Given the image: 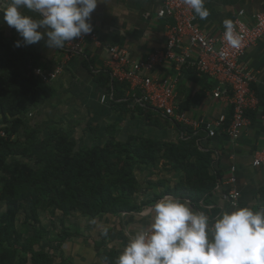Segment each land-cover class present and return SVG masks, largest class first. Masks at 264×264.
I'll use <instances>...</instances> for the list:
<instances>
[{
    "label": "trees",
    "instance_id": "trees-1",
    "mask_svg": "<svg viewBox=\"0 0 264 264\" xmlns=\"http://www.w3.org/2000/svg\"><path fill=\"white\" fill-rule=\"evenodd\" d=\"M17 40L0 32V130L6 135L0 138V203L4 204L0 213V264H54L62 243L74 234L64 230V220L77 213L91 219L116 217L138 213L163 196H173L189 200L209 218L218 215L217 209L206 211L198 206L203 198V205L210 204L214 188L222 181L211 166L212 152L205 151L201 144L203 131L176 124L184 138L175 142L137 136L119 141L114 128L107 126L104 142L90 147H78L68 133L61 131L51 130L46 138H40L39 132L29 126L28 116L53 92L31 73V68L39 67L36 53L26 46L16 47ZM97 84L112 93L110 104L120 117L138 118L153 128L170 124L148 108L133 107L126 97L127 84L111 81L108 74L99 75ZM227 118L226 124L230 112ZM88 126L87 132L94 133L95 128ZM20 132L21 142L16 139ZM160 161L157 171L169 172L171 166L182 177L173 188L159 181L163 193L152 195L138 206L134 173H152ZM259 208H264V187L259 191ZM24 210L29 222L18 231L15 221ZM39 211L49 212L54 218L56 213L61 214L63 230L55 235L50 230L52 237L48 238ZM111 256L105 258L107 264H112Z\"/></svg>",
    "mask_w": 264,
    "mask_h": 264
},
{
    "label": "crops",
    "instance_id": "crops-1",
    "mask_svg": "<svg viewBox=\"0 0 264 264\" xmlns=\"http://www.w3.org/2000/svg\"><path fill=\"white\" fill-rule=\"evenodd\" d=\"M205 6L210 10L209 17L201 20L199 17L194 18L193 13V23L210 35H218L224 30L223 20L226 18L233 22L240 19L250 25L255 14L264 13V0H206ZM160 8L161 0H106L99 3L91 15V23L93 32L98 35L100 45L96 46L90 41L85 42L81 55L73 57L64 64L63 74L51 85L55 90L52 97L38 105L31 113L29 119L31 129L44 133L57 125V128L68 127L67 120L70 119L71 114L78 116L80 125L76 124L75 129L78 131H76L78 137L83 140L87 138L90 142V144L87 142L86 146L90 147L97 144L95 141L104 140V129L107 124L118 120L110 104L112 99L110 92L97 84V77L107 74L106 62L109 61L107 46L115 45L126 49L128 58L134 61L144 59L149 53L163 49L166 29L173 24V20L168 17L159 18L157 12ZM25 11L28 15L39 18L36 13ZM240 12L243 15L239 16ZM0 32L14 35L18 40L22 39L15 28L8 26L3 20L2 12H0ZM26 47L36 53L38 66L45 71L51 70L63 60L60 49H49L44 40ZM241 63L243 69L254 77L250 88L258 99L257 108L246 115L247 123L236 141H232L227 135L229 125L226 124L227 121L222 130H217L215 137L208 138L205 134L201 137V144L207 148L204 150L213 154L211 166L215 173L220 175L222 181L214 188L209 198L210 204L203 205V198L198 206L206 211L217 209L218 215L224 210H231L225 199L224 191L227 189L222 184L229 176L232 166L236 168V188L240 194L238 206L258 209L259 191L264 187V160L259 167L252 166L255 154L264 151V40L258 41L255 46L249 48ZM153 75L160 80L177 77L175 90L181 106H186L184 110L181 109L189 120L210 122L221 115H225L226 120L228 119L229 106L211 96L215 86L212 79L198 75L193 69L183 70L178 74L170 67L156 69ZM134 119L131 120L133 125L128 127L127 131L131 133L126 134V139L129 136H137L153 140V136L158 133L170 138L169 141L184 138V135L171 123L163 128H153L142 124L138 118ZM88 125L95 128L94 133L87 132ZM165 172V177L170 180V188L176 187L182 177L181 172L174 171L171 166L169 172ZM163 191L164 188L160 187L152 190L151 193L159 195ZM143 196L145 199L141 197L142 199L136 202L138 206L141 202L149 201L151 196L148 189H145ZM182 200L187 201L193 210L200 211L189 200ZM153 205L142 207L138 213H122L116 217L105 215L91 219L79 213L70 216L66 224L70 228L69 231L74 234L62 243L60 255L58 252H53L56 256L59 255L54 258V264H107L105 258L108 255H112L110 262L116 264L129 239L141 228L148 227ZM47 214L50 213L42 212V215H45L42 224L50 229V216L47 219ZM57 214L58 219H61V214ZM213 219L209 218L210 222ZM56 224L52 225L56 227ZM105 228L108 230L107 235L102 234Z\"/></svg>",
    "mask_w": 264,
    "mask_h": 264
},
{
    "label": "clouds",
    "instance_id": "clouds-1",
    "mask_svg": "<svg viewBox=\"0 0 264 264\" xmlns=\"http://www.w3.org/2000/svg\"><path fill=\"white\" fill-rule=\"evenodd\" d=\"M102 2L106 0H0V12L22 38L16 47L44 40L56 50L93 32L91 15ZM183 3L194 18L210 15L206 0ZM223 27L228 45L239 49L243 37L233 20L224 19ZM107 232L105 228L103 234ZM116 264H264V208L233 204L210 222L205 211L193 210L179 197L164 196L152 206L148 227L129 239Z\"/></svg>",
    "mask_w": 264,
    "mask_h": 264
},
{
    "label": "built area",
    "instance_id": "built-area-1",
    "mask_svg": "<svg viewBox=\"0 0 264 264\" xmlns=\"http://www.w3.org/2000/svg\"><path fill=\"white\" fill-rule=\"evenodd\" d=\"M241 15L242 12L239 13V16ZM157 16L173 20V24L167 27L165 32L164 48L149 53L144 59L134 61L128 58L126 49L108 45L109 61L106 62V71L110 80L128 85L126 97L133 107L148 108L173 125L185 126L194 132L203 131L208 138H213L217 130L223 129L226 116L221 115L210 122L189 120L181 109L175 90L177 77L160 80L153 75L156 69L162 67H170L178 74L183 70L193 69L198 75L206 76L215 82L211 96L229 106L230 122L227 135L232 141H236L247 123L246 115L255 111L258 105V99L250 88L254 77L243 69L241 61L249 48L264 40V13L255 14L250 25L240 19L234 21L237 31L243 37L239 49L228 45L223 35L225 29L218 35H210L196 27L193 23V11L183 0H161ZM87 41L96 46L100 45L95 32L74 42H67L60 48L63 54L61 63L47 71L39 67L31 68L32 75L44 85L55 81L63 74L64 64L81 55ZM4 137L5 132L0 130V138ZM263 160L264 151L258 152L252 166L259 167ZM236 183V168L232 166L229 176L222 184L227 189L225 199L230 208L237 204L240 196Z\"/></svg>",
    "mask_w": 264,
    "mask_h": 264
},
{
    "label": "rangeland",
    "instance_id": "rangeland-1",
    "mask_svg": "<svg viewBox=\"0 0 264 264\" xmlns=\"http://www.w3.org/2000/svg\"><path fill=\"white\" fill-rule=\"evenodd\" d=\"M54 82V81H53ZM53 82H51L50 84H48L47 86L49 87V89L54 93V89L52 88V83ZM49 99V98H48ZM116 114V113H115ZM69 116H71L70 117V119H68L67 120V122H68V127H64V128H62V127H59V128H57L58 127V125L56 126V125H54V126H56V127H54V126H51V127H54V129H51V130H54V131H61V132H66V133H68L69 134V136L72 138V139H74V141L75 142H77V146L78 147H81V146H86V145H88V144H90V142H88V139L87 138H85L84 140L83 139H81V137H78V134H77V130L75 129V126H77L76 124H79V122L80 121H78L79 119H77L78 118V116L77 115H69ZM28 118L29 119H31L29 116H28ZM76 118V119H75ZM56 119H58V118H56ZM117 119L118 120H114V121H110L108 124H107V126H112L113 128H114V130H115V137H116V140H119V141H125V139H126V134L129 132V133H131V131H127L128 130V127L130 128L133 124H132V122H131V119L129 118V116H125V117H120L118 114H117ZM135 120V119H134ZM80 125V124H79ZM79 125H78V127H79ZM82 125V124H81ZM74 126V128H72ZM66 128H69V129H66ZM65 129V130H64ZM84 129V128H83ZM51 130H46L44 133H41V131L39 132V137L40 138H46L47 136H48V134H49V132L51 131ZM141 130V129H140ZM77 131V132H76ZM128 133V134H129ZM162 134V133H161ZM160 133H158V135H152V134H148V135H151V136H153L154 137V139L153 140H168V141H158V142H169V140H171L170 138H168V137H166V136H164V135H161ZM142 135H144V134H142ZM23 138V133H19L17 136H16V139H18L20 142L23 140L22 139ZM87 142H88V144H87ZM101 142H104V140H101V141H95V143H97V144H101ZM175 142V141H174ZM162 164V161H160V163H159V165L155 168V170L154 171H156V170H160L159 168H160V165ZM166 172L165 171H159V172H152V173H150V172H145V173H140V172H135L134 173V176H135V178H136V180H137V182H138V188H139V193L136 195V202L139 200L140 201V199H142L141 197H143V199H145L144 198V196L143 195H145V189H148L149 190V195L150 196H152L154 193H151V191L152 190H155L156 188H160V187H163V185H161L160 183H158L159 181H164L163 183H165V185L167 186V185H169V183H170V180L169 179H167L166 177H165V174ZM170 186V185H169ZM145 201V200H144ZM4 210V204H2V203H0V213L2 212ZM57 214V213H56ZM58 215V214H57ZM57 215H56V217L54 218V217H51L50 216V214H47V219H49V217L48 216H50V222H51V228L49 229V228H47V227H45L47 230H48V233L50 234V236L52 237V233H53V235H55L56 233H59V232H61L62 230H63V227L60 225V223H59V220L60 219H58V217H57ZM44 217H45V215H42V212H40L39 211V220H40V224H41V226H44L43 224H42V221L44 222ZM27 218V210H24V211H22L20 214H19V216L16 218V221H15V224H16V229L18 230V231H20L22 228H23V226H25L29 221L26 219ZM57 219H58V221H57ZM54 220H55V222H54ZM67 220H69V218H66L65 220H64V230H68L69 231V227L67 226V224H66V222H67ZM56 224V227H54L52 224ZM35 227L37 228V225H35ZM50 230L52 231V233L50 232ZM33 231H32V229H30L29 230V234H31ZM70 233H71V231H69ZM49 234H47V237L49 236ZM46 237V238H47ZM43 243H45V239H44V242Z\"/></svg>",
    "mask_w": 264,
    "mask_h": 264
}]
</instances>
